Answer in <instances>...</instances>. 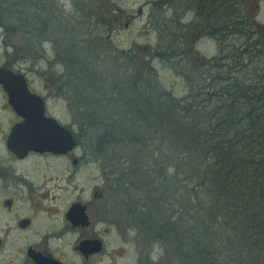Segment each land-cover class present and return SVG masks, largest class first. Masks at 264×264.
Wrapping results in <instances>:
<instances>
[{"label": "trees", "instance_id": "trees-1", "mask_svg": "<svg viewBox=\"0 0 264 264\" xmlns=\"http://www.w3.org/2000/svg\"><path fill=\"white\" fill-rule=\"evenodd\" d=\"M150 5L159 37L154 58L184 61V28L178 25L184 16L177 18L171 0ZM104 22L111 29V20ZM78 23L69 32L56 24L62 40H53L51 65L69 78L66 91L85 114L84 145L106 170L116 202L136 223L149 225L154 240L174 242L188 264H264L262 71L239 66L227 77L224 65L215 73L210 58L197 68L184 64L188 92L176 97L134 50L110 59L108 74L101 70L104 59L96 49L104 38L89 40L80 30L85 23ZM24 28L30 37L32 28ZM92 103L101 116L93 114Z\"/></svg>", "mask_w": 264, "mask_h": 264}, {"label": "flooded vegetation", "instance_id": "flooded-vegetation-1", "mask_svg": "<svg viewBox=\"0 0 264 264\" xmlns=\"http://www.w3.org/2000/svg\"><path fill=\"white\" fill-rule=\"evenodd\" d=\"M171 2L177 18L185 16L186 11L192 16L186 23L178 20L181 30L184 28L180 33L181 42L186 43L185 32L191 31L192 45L205 37L216 48L214 54L207 57L217 65H214L215 73L224 65L226 76L234 77L233 72L239 66L246 69L255 64L262 71L260 77H264V0ZM38 5L33 0H0V12L8 6L16 9L21 6L22 11H29L39 28L34 24L37 28H32V39L28 41L42 47V54L36 56L44 59L43 45L49 43L50 33L44 18L41 20V10L45 7L35 10ZM162 7L158 5V10ZM27 33L24 36L29 38ZM63 72L29 73L39 75L43 86L37 88L32 86L29 74L23 75L30 92L42 101L38 107H43L44 119H53L76 137L71 94L63 84L64 81L69 83V78H65ZM30 115L36 116L37 112ZM25 120L11 105L9 92L0 85V264H188L186 257L176 255L177 252L152 251L154 242L162 247L165 242L153 239L149 225L136 222L121 225L107 219L106 209L116 203L112 195L107 207L102 204L105 191L112 194L107 178L102 190L94 187L92 199H83L78 168L98 161L92 149L86 147L85 156L76 157L75 137L72 149L62 153L13 151L9 141L16 126ZM17 129L21 132L13 139L15 144L33 141L29 136L32 127L18 126ZM41 129L46 131L44 125ZM56 135L53 130L48 136L58 139Z\"/></svg>", "mask_w": 264, "mask_h": 264}, {"label": "rangeland", "instance_id": "rangeland-1", "mask_svg": "<svg viewBox=\"0 0 264 264\" xmlns=\"http://www.w3.org/2000/svg\"><path fill=\"white\" fill-rule=\"evenodd\" d=\"M33 1L39 4L35 10H37L38 7L41 9L45 7L44 11L41 10V20L44 18L43 21L47 24L46 30L50 33L49 43L43 45L45 47L43 52L44 59L38 58L36 56L42 54V47L39 44L37 46L33 45L31 41H28L32 38H26L24 36V26L33 28L34 24L35 26L38 25L37 21H32V15L28 13L29 11H22L21 6H18V9L8 6L7 10L0 12V66L6 65L12 68L14 71L27 73V75L29 73H37L41 71L50 72L53 70H62L58 65H56V69L54 68L56 63L54 62L56 61V52L54 49L53 40L58 43L62 40V33L60 34L57 32L55 35V32L53 31L57 23L61 24L62 27L64 26V31L67 32L68 26H71L77 30V27L79 26L78 22L80 21L82 24L85 23V28L80 30L83 32L87 31L86 33H89L87 37L89 40L96 39L99 35L101 38H104L102 41L103 43H99V46L96 50L103 55L104 60L110 56L106 60L107 62H105L101 56L103 64H101L100 67L103 66L101 70L107 74L109 71L106 65L109 66L108 62L111 61L110 59L115 60V58L120 57L122 55V50L125 51L123 55L134 50L140 59L146 60L151 64V66H153L154 69H156L157 79H159L160 85L165 90L171 91L176 97L185 96L188 92L186 87L187 81L181 75V71H184V68L188 69L187 66H194L197 68V65L203 61V57L205 59L212 56L216 50L214 45H212L205 37L201 39L199 43H196V45H192L190 37L193 36V33L191 31H187L185 32L187 35V41L185 44H183L182 48V57L184 61L176 59L175 62H170L167 60L162 61L155 59L153 52L156 49L155 47L158 43L159 37H157L154 32V26L151 24L149 16V9L151 7L149 3L151 0ZM25 3H30V1H26ZM26 7L27 5L25 4L24 8ZM168 13H171V11ZM185 14L186 15L184 16L183 20H181L183 23L188 22L190 17H192L190 12L188 13L186 11ZM37 17L38 16L36 15V18ZM168 17L170 18V16ZM104 18L106 21H112L110 26L111 29H107V24L104 22ZM17 20L22 23L19 25L16 22ZM66 22H68L67 25ZM69 31L70 30L68 29V32ZM80 39L82 40L83 37ZM29 43H31V46ZM30 49L31 51H29ZM110 50L111 55L104 53V51L108 52ZM92 54L94 55L96 53L92 52ZM105 54H107V56ZM112 55L113 57H111ZM33 56H36V58L33 59ZM184 64L185 66L183 68ZM117 69L119 70V68ZM104 75L107 76L106 74ZM28 76L32 82V86L35 88L43 86L40 82L41 79L39 78V75L29 74ZM91 101L89 103H91ZM71 105L74 131L75 133L80 134L81 137L80 143L76 144L75 147L76 157L83 158L85 156L84 144L89 138L87 135H85L83 129L81 130L82 122L86 120L84 117L85 114L81 109L80 111L75 107V102H73L72 99ZM91 111H95L93 114L101 116V112H96L98 109L93 103L91 106ZM78 169L79 189L83 190L82 197L83 199H92L94 187L102 190L104 179L107 178L109 180L106 175V170H103L99 162L92 163V165L85 163ZM109 182L111 181L109 180ZM111 198L112 194L106 190L102 204L106 205L107 207L109 201L112 200ZM106 210H108L107 214L104 215H106L107 219L109 218L115 221V223L129 225L130 223L135 222L133 217L131 220L128 209L122 207L120 201L114 203ZM174 247V242H169L166 239L163 247L159 245V243L154 242L152 244L151 250L155 253L163 252V250H165L169 251L170 253L177 252L176 255H178V253L183 255L182 252L180 253Z\"/></svg>", "mask_w": 264, "mask_h": 264}, {"label": "water", "instance_id": "water-1", "mask_svg": "<svg viewBox=\"0 0 264 264\" xmlns=\"http://www.w3.org/2000/svg\"><path fill=\"white\" fill-rule=\"evenodd\" d=\"M0 85L9 92L10 103L26 120L18 126L32 127L33 132L30 138L33 141L28 144H15L14 138L21 130L16 126L13 136L9 141V147L15 152L35 151H54L58 153L66 152L72 149L74 137L71 136L65 127L58 125L53 119H44L42 114L43 107H40L42 101L39 96H35L29 90L25 76L22 72L14 71L12 68L4 65L0 66ZM38 104L40 105L38 107ZM37 112L36 116L30 114ZM39 113V114H38ZM45 126L46 131L41 129ZM56 133L58 139L49 137L51 132ZM77 139L75 137V147ZM83 207H81L82 210Z\"/></svg>", "mask_w": 264, "mask_h": 264}]
</instances>
